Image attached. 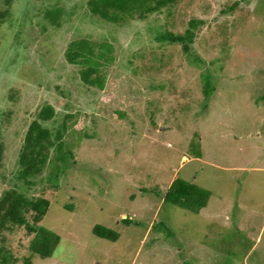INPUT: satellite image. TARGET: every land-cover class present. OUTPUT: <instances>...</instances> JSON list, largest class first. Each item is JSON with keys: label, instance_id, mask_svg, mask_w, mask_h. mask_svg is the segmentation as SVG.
Segmentation results:
<instances>
[{"label": "rangeland", "instance_id": "obj_1", "mask_svg": "<svg viewBox=\"0 0 264 264\" xmlns=\"http://www.w3.org/2000/svg\"><path fill=\"white\" fill-rule=\"evenodd\" d=\"M54 7L60 25L46 17ZM169 10L112 26L86 0H0V196L48 199L39 225L60 237L31 264H264V0H175ZM192 19L204 23L189 53L149 43L153 24L179 34ZM81 38L113 48L102 91L64 59ZM44 105L57 114L42 125L53 134L73 114L71 133L30 185L19 152ZM175 179L208 192L207 206L165 203ZM96 225L119 238L97 237ZM31 239L7 233L16 264H27Z\"/></svg>", "mask_w": 264, "mask_h": 264}, {"label": "trees", "instance_id": "obj_2", "mask_svg": "<svg viewBox=\"0 0 264 264\" xmlns=\"http://www.w3.org/2000/svg\"><path fill=\"white\" fill-rule=\"evenodd\" d=\"M174 2L175 0H86V7L92 13L91 17H98L104 24L116 26L119 23L127 25L132 22L136 24L139 21H145L150 15L159 12L165 7L167 14L171 16L169 9H171ZM55 8H59L58 12L49 10L46 13V17L54 21L56 20L55 24H58L60 16L63 15V9L60 7ZM203 23L202 20H189L187 28L183 33L179 34H174L171 30L167 29L168 24H165L163 27L153 24L152 28H149L151 35H153L152 38L150 36L148 39L149 43L158 45L166 43L176 44L181 46L184 53H189L191 46L194 44L196 30ZM112 53L113 48L111 46L103 44L98 46L90 39L81 38L69 42L64 51V59L68 64L78 66V78L84 86H89V88L96 87V89L102 91L109 75L107 66L113 60ZM150 53L151 62L152 59L159 61L153 50ZM3 68L5 70L6 66ZM58 90L61 94H65L64 91ZM36 114L38 120H32L29 123L23 137L18 159V163L21 166L19 178L25 180L30 185H33L34 182L27 179L40 175L46 167L50 148L55 147L57 153L62 150L63 145H65L63 141L64 135L67 134L69 136L71 133L68 134L69 127L67 120H71L72 122L71 118L73 117V114L65 116L67 120L64 122V119L61 126L55 130L53 138L52 131L44 127L41 122L50 121L56 116L57 113L54 108L50 105H44ZM83 134L85 138L93 137L85 131ZM3 151L4 145L0 140V161L3 157ZM56 160L57 158L54 159V161ZM58 160L60 163L61 158L58 157ZM54 169L55 167L52 164L50 170ZM58 169L59 167L55 171ZM58 177L56 176V178ZM49 183L54 185L50 181ZM53 187L57 189L58 185H54ZM209 196L208 192L197 188L185 180L175 179L165 191L163 201L197 214L207 206ZM49 206L50 201L43 196L32 197L16 188L3 191L0 196V264L17 263V259L8 250L5 243L7 242V233L20 229H24L27 234L32 235V239L28 244V251L31 256H29L30 258H25L27 264H31V257L33 256L42 259L52 257L53 252L59 244L60 237L53 231L39 225L43 221ZM66 207L70 208L71 206ZM122 221L125 224L132 222L129 218ZM93 233L99 238L113 242L119 238L117 232L101 225H96L93 228Z\"/></svg>", "mask_w": 264, "mask_h": 264}]
</instances>
